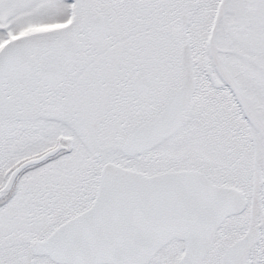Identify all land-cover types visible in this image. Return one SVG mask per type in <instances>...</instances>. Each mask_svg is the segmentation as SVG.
<instances>
[{
  "label": "snow or ice",
  "instance_id": "obj_1",
  "mask_svg": "<svg viewBox=\"0 0 264 264\" xmlns=\"http://www.w3.org/2000/svg\"><path fill=\"white\" fill-rule=\"evenodd\" d=\"M0 264H264V0H0Z\"/></svg>",
  "mask_w": 264,
  "mask_h": 264
}]
</instances>
